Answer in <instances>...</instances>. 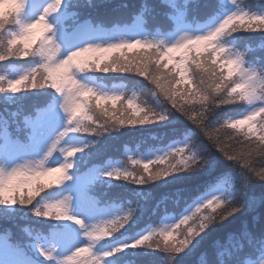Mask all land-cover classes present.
Masks as SVG:
<instances>
[{"label": "clouds", "instance_id": "1", "mask_svg": "<svg viewBox=\"0 0 264 264\" xmlns=\"http://www.w3.org/2000/svg\"><path fill=\"white\" fill-rule=\"evenodd\" d=\"M111 4L0 0V137L23 146L0 156V236L25 264H264V0H121L96 15ZM30 96L47 99L29 112ZM34 113L55 121L38 133ZM177 120L189 127L169 145L97 159L124 130Z\"/></svg>", "mask_w": 264, "mask_h": 264}, {"label": "trees", "instance_id": "2", "mask_svg": "<svg viewBox=\"0 0 264 264\" xmlns=\"http://www.w3.org/2000/svg\"><path fill=\"white\" fill-rule=\"evenodd\" d=\"M121 2V0H113V4L111 5H106L101 8H98L95 10V13L98 17L104 18L105 20H111L114 17H116L118 14L114 13L112 11V7L114 4ZM134 2V0H128V3L131 5ZM132 9L129 8L128 11H131ZM91 10L85 9L82 10V16L81 19L83 18V15H87L88 12ZM122 12L124 10H121ZM204 11V10H202ZM159 19V18H158ZM127 83H137V78L134 77H129L126 78ZM45 99H47L44 96H39V97H29L24 101V104L26 108L30 107L32 105V102L35 101L37 104H42L45 102ZM189 125H187L183 120H177L174 123H170L164 126H148L144 129L141 130H124L117 138L112 139L108 138L106 140L107 144V150L103 152V154L97 159H103L104 156L111 155L113 157H119L120 156V146L125 143H135L136 141L140 140L141 138H149V137H155L154 139H148L147 143L142 145V150L146 149L149 145L153 147H164L166 145H169L173 140H177L178 138L181 137V134L185 132L188 129ZM224 164L222 161H218V167H217V172H222L224 171ZM203 183V178H193V179H188L183 181L180 184H171L167 185L165 187H160L156 186L151 189V191L154 194L155 198H159V196L168 191L174 190L176 187H184L191 191L194 189L197 185ZM113 187L110 188L111 193H123L125 191V187L129 191H131V186H121L119 182H113ZM85 191L88 194V196L92 195V191L89 189V183L85 185ZM260 190V187L257 186V191ZM97 191H103V188L97 189ZM148 220L144 219L141 220L140 223L137 225V227L143 226L145 223H147ZM232 225L225 226L224 228L221 229H216L211 236L202 242L201 248H207L211 241L216 239V238H221L223 239L225 233L227 231L232 230ZM133 257L127 256L125 254H120L118 257V264H122L123 260L125 259H131ZM135 259L137 260V264H154L156 260L159 259L158 255L153 254L150 256H136ZM191 258L185 257L183 258V264H190Z\"/></svg>", "mask_w": 264, "mask_h": 264}, {"label": "rangeland", "instance_id": "3", "mask_svg": "<svg viewBox=\"0 0 264 264\" xmlns=\"http://www.w3.org/2000/svg\"><path fill=\"white\" fill-rule=\"evenodd\" d=\"M74 37H69L73 39ZM46 101V99H45ZM45 103V102H44ZM31 112V108H27ZM55 121V116L50 113H39L33 114L32 125L39 133L40 131H46L47 128ZM3 141L0 143V156L10 157L16 152L20 151L23 146L16 147L13 145L11 140H7L5 137H2ZM92 177L85 175L80 179V193L79 195L87 199L89 196H86L84 193V187L86 184L90 183ZM26 257L23 252L19 249L18 251H12L8 246V242L4 237L0 238V264H25Z\"/></svg>", "mask_w": 264, "mask_h": 264}]
</instances>
